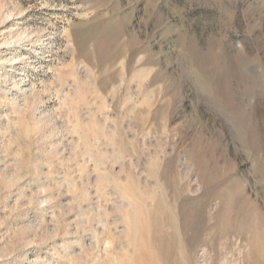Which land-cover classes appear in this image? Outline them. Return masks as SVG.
Listing matches in <instances>:
<instances>
[{"label":"rangeland","instance_id":"rangeland-1","mask_svg":"<svg viewBox=\"0 0 264 264\" xmlns=\"http://www.w3.org/2000/svg\"><path fill=\"white\" fill-rule=\"evenodd\" d=\"M0 264H264V0H0Z\"/></svg>","mask_w":264,"mask_h":264}]
</instances>
